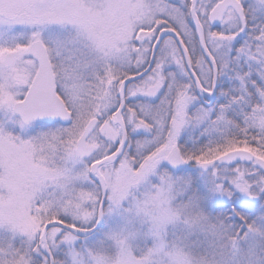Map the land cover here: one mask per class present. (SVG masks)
Instances as JSON below:
<instances>
[{"label":"snow or ice","instance_id":"1","mask_svg":"<svg viewBox=\"0 0 264 264\" xmlns=\"http://www.w3.org/2000/svg\"><path fill=\"white\" fill-rule=\"evenodd\" d=\"M0 264H264V0H0Z\"/></svg>","mask_w":264,"mask_h":264}]
</instances>
